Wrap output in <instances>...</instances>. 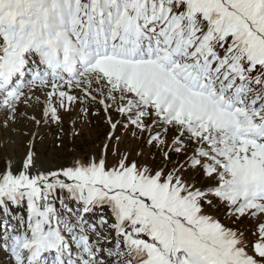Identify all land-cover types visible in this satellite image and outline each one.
<instances>
[{"label": "snow or ice", "instance_id": "obj_1", "mask_svg": "<svg viewBox=\"0 0 264 264\" xmlns=\"http://www.w3.org/2000/svg\"><path fill=\"white\" fill-rule=\"evenodd\" d=\"M0 157L9 264H264V0H0Z\"/></svg>", "mask_w": 264, "mask_h": 264}, {"label": "rangeland", "instance_id": "obj_2", "mask_svg": "<svg viewBox=\"0 0 264 264\" xmlns=\"http://www.w3.org/2000/svg\"><path fill=\"white\" fill-rule=\"evenodd\" d=\"M65 127H68V124H65ZM104 126L102 124H94L93 125V136L95 135V132H99L100 136L99 138L102 139ZM23 139H21L20 149L16 153V163L19 165L20 163V155L23 152ZM91 139H89V130L86 129L83 136L77 140V149L81 153H83L85 150H87L90 147ZM45 147L46 150L42 153L44 158L46 160H50L52 163L56 164H66L70 162L71 156L73 153L70 151V145L68 143V139L65 138V147L63 149H53L51 147L52 141H51V134L45 137ZM38 149L40 148V145L37 146ZM5 166V161L2 157H0V170H3ZM0 264H9V257L2 251H0Z\"/></svg>", "mask_w": 264, "mask_h": 264}]
</instances>
